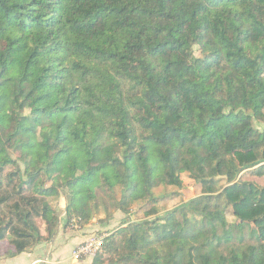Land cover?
<instances>
[{"label":"trees","instance_id":"16d2710c","mask_svg":"<svg viewBox=\"0 0 264 264\" xmlns=\"http://www.w3.org/2000/svg\"><path fill=\"white\" fill-rule=\"evenodd\" d=\"M262 124L264 0H0L12 256L44 241L39 221L47 239L63 216L89 222L103 194L149 209L92 264H264V186L241 179L264 178ZM184 174L200 195L160 215Z\"/></svg>","mask_w":264,"mask_h":264},{"label":"rangeland","instance_id":"374dc122","mask_svg":"<svg viewBox=\"0 0 264 264\" xmlns=\"http://www.w3.org/2000/svg\"><path fill=\"white\" fill-rule=\"evenodd\" d=\"M195 53L198 56L200 55V51L198 47H196ZM259 127L264 128V124L260 125ZM182 179L184 182L183 189L181 190H178L177 188L169 189L170 190L169 193L172 192L176 193L174 197L170 196L164 201L160 202V204L158 205L160 215H163L168 211H172L177 206L186 203L191 199H194L200 195L201 191L199 186H197L188 177V175L184 174L182 176ZM241 179L245 181L256 182L264 186V178L254 177L251 176L249 173L242 174ZM161 193H162L161 190H156V194L162 195ZM116 194L117 197L120 198L121 189H118ZM50 201L58 209V212H60V214L65 213V201L63 200L62 197L60 198L52 197ZM103 201L107 202L108 205L107 211L104 208L105 206L101 205ZM148 209L149 207L143 206V204H135L133 205L131 210L132 214L127 215L123 211L113 207L112 203L106 198V196L101 194L98 207H94L91 209L92 217L89 222L83 223L79 218H73L72 220L67 222L66 217L63 216L59 230L60 231L62 230V232L68 237L67 242L77 240L76 241L77 243L67 250H64L63 248L62 249L63 253L61 254L60 257H58L55 260V264H92L94 257H85L80 260H75L74 254L81 244L93 238L95 239L105 238L106 240V238H108L113 232L123 227V225H125L127 221L134 222L145 219L144 214ZM39 225L42 234L46 236L44 237V241L42 243H46V245H48L49 241L52 240L53 237L51 239H47L48 234L46 233V226L42 221H39ZM226 239H229V237L227 236ZM7 241L8 240H5L4 242L5 243L4 248H7L8 245Z\"/></svg>","mask_w":264,"mask_h":264},{"label":"crops","instance_id":"0c3cea01","mask_svg":"<svg viewBox=\"0 0 264 264\" xmlns=\"http://www.w3.org/2000/svg\"><path fill=\"white\" fill-rule=\"evenodd\" d=\"M67 240L68 237L59 230L48 245L42 243L35 249L17 256H12L15 250L9 241H7V248H4L5 241H2L0 242V264H55V260L63 253V248L67 250L77 243V240L70 242Z\"/></svg>","mask_w":264,"mask_h":264},{"label":"built area","instance_id":"2783aa9c","mask_svg":"<svg viewBox=\"0 0 264 264\" xmlns=\"http://www.w3.org/2000/svg\"><path fill=\"white\" fill-rule=\"evenodd\" d=\"M105 238L90 239L81 244L74 254L75 260H80L85 257H95L104 246Z\"/></svg>","mask_w":264,"mask_h":264}]
</instances>
